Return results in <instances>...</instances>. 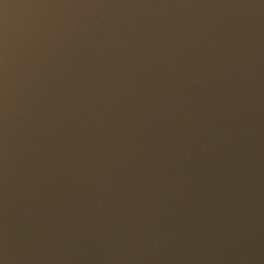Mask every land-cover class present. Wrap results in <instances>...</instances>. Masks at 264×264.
Segmentation results:
<instances>
[{
    "label": "water",
    "instance_id": "95a60500",
    "mask_svg": "<svg viewBox=\"0 0 264 264\" xmlns=\"http://www.w3.org/2000/svg\"><path fill=\"white\" fill-rule=\"evenodd\" d=\"M0 264H264V0H0Z\"/></svg>",
    "mask_w": 264,
    "mask_h": 264
}]
</instances>
